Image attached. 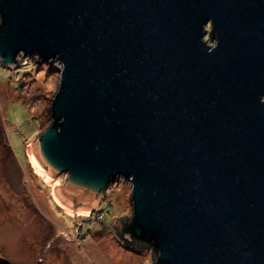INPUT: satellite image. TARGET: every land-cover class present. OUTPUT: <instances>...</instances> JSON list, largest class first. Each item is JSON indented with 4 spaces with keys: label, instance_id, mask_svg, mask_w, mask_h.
Segmentation results:
<instances>
[{
    "label": "water",
    "instance_id": "obj_1",
    "mask_svg": "<svg viewBox=\"0 0 264 264\" xmlns=\"http://www.w3.org/2000/svg\"><path fill=\"white\" fill-rule=\"evenodd\" d=\"M19 55L61 66L30 152L62 204L122 178L116 237L152 264H264V0H0Z\"/></svg>",
    "mask_w": 264,
    "mask_h": 264
},
{
    "label": "rangeland",
    "instance_id": "obj_2",
    "mask_svg": "<svg viewBox=\"0 0 264 264\" xmlns=\"http://www.w3.org/2000/svg\"><path fill=\"white\" fill-rule=\"evenodd\" d=\"M17 59L16 67L0 64V257L12 264H152L150 249L123 248L113 228L115 219L131 217L127 181L116 179L94 212L66 211L54 201L53 188L63 187L66 176L48 184L28 151L51 121L61 66ZM99 208L106 218H93Z\"/></svg>",
    "mask_w": 264,
    "mask_h": 264
},
{
    "label": "bare ground",
    "instance_id": "obj_3",
    "mask_svg": "<svg viewBox=\"0 0 264 264\" xmlns=\"http://www.w3.org/2000/svg\"><path fill=\"white\" fill-rule=\"evenodd\" d=\"M32 149H33V148H31V149L28 151V157H29V160H30L31 164L33 165V167L36 168L38 171H40L41 169L37 166V164L35 163V161H34L33 158H32V155H31V152H30ZM53 198H54V201L56 202V204H57L59 207H61L62 209L66 210V211H73V208L68 207V206L62 204V203L59 201V199L57 198L56 194H54V197H53ZM82 210H85V209H82ZM85 211H86V210H85Z\"/></svg>",
    "mask_w": 264,
    "mask_h": 264
},
{
    "label": "trees",
    "instance_id": "obj_4",
    "mask_svg": "<svg viewBox=\"0 0 264 264\" xmlns=\"http://www.w3.org/2000/svg\"><path fill=\"white\" fill-rule=\"evenodd\" d=\"M100 210L102 211V212H104V210H102L101 208H100ZM94 212V211H93ZM104 217L106 218V213L104 212ZM103 217V218H104ZM102 218V219H103ZM123 223H124V225L127 223V220H121ZM89 230H87V232H88ZM122 245H123V248H126V249H130V248H133L134 250H143V249H141L142 247H143V245H141V244H139V243H132V244H126V243H122ZM145 247V246H144Z\"/></svg>",
    "mask_w": 264,
    "mask_h": 264
},
{
    "label": "built area",
    "instance_id": "obj_5",
    "mask_svg": "<svg viewBox=\"0 0 264 264\" xmlns=\"http://www.w3.org/2000/svg\"><path fill=\"white\" fill-rule=\"evenodd\" d=\"M95 215H93L94 217L93 218H103L104 217V213L100 210V208L99 209H97V210H95V213H94ZM100 214V215H99Z\"/></svg>",
    "mask_w": 264,
    "mask_h": 264
}]
</instances>
